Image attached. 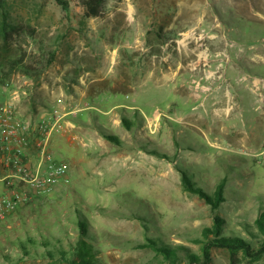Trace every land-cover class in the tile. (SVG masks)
<instances>
[{
	"label": "rangeland",
	"instance_id": "rangeland-1",
	"mask_svg": "<svg viewBox=\"0 0 264 264\" xmlns=\"http://www.w3.org/2000/svg\"><path fill=\"white\" fill-rule=\"evenodd\" d=\"M66 1L67 11L54 0H0V60L23 56L40 71L35 81L0 68V113L10 109L27 127L54 124L46 149L67 171L66 183L44 193L17 185L28 200L0 222V264H67L80 240L97 264H167L155 248L141 247L148 239L173 248L178 264H193L188 257L201 258L215 216L221 235L256 248L254 221L264 209V0H105L102 15L90 18L81 0ZM142 32L152 44L147 53ZM167 53L179 63L175 83L156 88L138 77L166 69ZM236 54L256 60L250 70L259 84L232 83L241 94L229 101L219 135L209 131L208 81L222 79V57ZM182 80L190 96L172 89ZM80 134L94 145L86 162ZM23 149L24 164L36 166L37 145ZM181 173L209 196L222 184L223 201L213 209L183 188ZM236 259L264 264V254ZM209 264H232V256L213 249Z\"/></svg>",
	"mask_w": 264,
	"mask_h": 264
},
{
	"label": "crops",
	"instance_id": "crops-1",
	"mask_svg": "<svg viewBox=\"0 0 264 264\" xmlns=\"http://www.w3.org/2000/svg\"><path fill=\"white\" fill-rule=\"evenodd\" d=\"M146 32H142L140 34V39H139V44H140V50L142 53H147L149 52V49L152 47V44L148 43L147 38L145 36ZM154 42V47L160 48L158 41H153ZM158 50V49H157ZM110 72L113 73L114 76V70L113 67L116 64L117 61V56H118V48L117 45L114 47L110 48ZM158 56L157 52H152V58H155ZM159 57V56H158ZM233 58V59H232ZM165 61H169L171 64L167 66L166 69H155V70H145L143 73L139 71L138 77L141 79H148L150 78L153 81V84L155 85L156 88H158L161 85H168L171 82L175 83V81L179 78V63L176 62L173 65L172 62V56L170 54H166L164 58ZM254 61H256L254 59ZM253 61V57H246V56H241L239 54H236L234 57H231L230 55L227 56L226 59H223L222 57V79H217L212 77L209 81L208 84H210L212 87L210 88L212 91L211 93L207 96L208 99V109H209V115L211 117L210 121V126H209V131L212 133H217L219 135H222V129L223 131L227 130L226 127H223V123L221 119H227L230 115V103L229 101L234 99L236 96H240V90L236 91L233 90L234 86L232 83L238 85L240 84V78L242 77V81H247L250 84H259V79L260 77L252 72L250 69V62L256 63ZM247 62V63H246ZM246 63V64H244ZM219 80V81H218ZM218 81V82H217ZM221 86H217V85ZM227 86L229 87L228 89ZM191 85L188 84L185 80H182L179 85H177L175 88H172L175 93L180 95V97H183L185 95L184 93H187V96H190L191 92ZM176 88H182L184 89V92L179 93L176 91ZM234 96V97H233ZM172 102L177 101L173 100ZM45 104H39L38 110H40V115H44L42 111L45 109ZM180 105V103H179ZM137 106L134 105L133 108ZM138 110L140 111V115L143 117L147 118V115L144 113L143 109L138 107ZM217 114V115H216ZM222 114V117H219L218 115ZM29 128V133H28V145L29 147H32L33 142L36 143L37 138H36V132L35 128L36 127H28ZM79 146H80V155L82 156L80 158L81 160L85 159H90L91 156H89V152L94 149V145L92 141H84L82 135L80 134V139H79ZM93 152V151H92ZM92 158V157H91ZM80 160V162H81ZM0 162L2 165H0V191H3L5 193L8 192V190H13L16 189L17 183L19 182L15 175H13L12 171L8 169V165L6 161L3 159L0 153ZM35 165L32 164V167ZM14 186V187H13ZM9 187H13V189H8Z\"/></svg>",
	"mask_w": 264,
	"mask_h": 264
},
{
	"label": "trees",
	"instance_id": "trees-1",
	"mask_svg": "<svg viewBox=\"0 0 264 264\" xmlns=\"http://www.w3.org/2000/svg\"><path fill=\"white\" fill-rule=\"evenodd\" d=\"M54 2L61 7L62 10L67 11L69 8V4L66 0H54ZM82 7L84 9L83 15L85 18L90 17H100L104 11L106 6L105 0H81ZM52 57L47 61L46 65H49L52 62ZM0 68H5L7 75L12 73L13 71H20L23 74L32 78V80L37 81L40 78V71L37 72L36 68L30 65L25 61V58L21 56L16 59H9L6 62H2L0 60ZM122 123L127 126L128 123L122 119ZM111 140H115L114 138H110ZM181 182L183 188L191 193L199 195L203 198L207 203H209L213 209H216L218 205L223 201V185L219 184L212 196L204 193L201 189H198L194 186L191 180L188 177L181 173ZM222 219L215 216L214 217V225L211 229L213 233L212 238H206L201 245V258L196 255H190L188 257V261L193 264H209L211 261V251L213 249H226L230 252L232 256V264H236L237 259L236 255L241 252L242 255L249 260H256L260 258L264 254V209L261 211L254 221V225L261 236L260 242L258 246L254 248L247 241L230 236L221 235L220 224ZM141 247H153L157 250L158 253H161L167 262V264H178L177 263V255L173 248L161 245L156 246V243H153L148 239V243L141 245ZM73 257L67 258V264H97L96 257L93 255L90 246L85 244L84 241L78 242V244L72 249Z\"/></svg>",
	"mask_w": 264,
	"mask_h": 264
},
{
	"label": "built area",
	"instance_id": "built-area-1",
	"mask_svg": "<svg viewBox=\"0 0 264 264\" xmlns=\"http://www.w3.org/2000/svg\"><path fill=\"white\" fill-rule=\"evenodd\" d=\"M54 124L41 121L35 128L36 145L39 148L36 166L24 164L23 147L28 145L29 128L12 116L10 109L0 113V153L6 161L18 183L25 184L30 191L44 193L50 191L59 181L67 182V171L64 165L54 160L46 149L48 137ZM11 166V167H10ZM14 187V186H13ZM9 187L8 189H13ZM26 194L21 190L0 191V222L16 212L27 202Z\"/></svg>",
	"mask_w": 264,
	"mask_h": 264
}]
</instances>
